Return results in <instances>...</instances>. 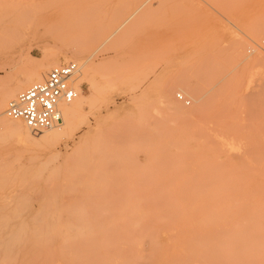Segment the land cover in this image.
Listing matches in <instances>:
<instances>
[{
  "label": "rangeland",
  "instance_id": "374dc122",
  "mask_svg": "<svg viewBox=\"0 0 264 264\" xmlns=\"http://www.w3.org/2000/svg\"><path fill=\"white\" fill-rule=\"evenodd\" d=\"M50 57L85 100L59 144L0 140L11 264H264V0H0V90Z\"/></svg>",
  "mask_w": 264,
  "mask_h": 264
},
{
  "label": "bare ground",
  "instance_id": "6f19581e",
  "mask_svg": "<svg viewBox=\"0 0 264 264\" xmlns=\"http://www.w3.org/2000/svg\"><path fill=\"white\" fill-rule=\"evenodd\" d=\"M125 21H124V24H125ZM26 58H28V60H29L30 53H26ZM65 59L67 60V58H65ZM87 60L84 62H80L79 60L74 61V63H76V65H77L78 69H77V72L75 73V75L71 81V85L76 90L77 97L70 104H60L59 110L61 113V122L59 124L49 128V129H47V130L42 131L39 134H36V135H38L37 138L33 137L31 134L28 133L29 129L26 127V125L22 121L8 119L4 113L8 102L13 100L16 97V95H18L21 91L26 90L29 86L27 84L24 86H20V87L19 86H15V87L11 86V87H6V88L0 90V140L1 139H8V138H15L18 142H32L33 144H35V146L38 145L39 142H42V143L47 144L49 146L61 143L63 138L66 135H68V132L71 133L70 130L73 127L75 120L77 118V114L80 113L82 104L84 103V100H85L83 95L80 94V84L82 83V81L84 79L87 78V75H88V70H89L88 67L89 66L87 64L88 63ZM256 63H255V65H256ZM258 65L261 66L260 63ZM56 66H58L57 61L55 60L54 57H50L48 69H52ZM45 73L46 72H43L42 68H37V67L33 68L32 72L30 74L31 82L32 83L42 82L43 78L45 77ZM168 91L166 92L165 98H164V102L166 104L173 107L178 113H181V114L186 115V116H189L194 112V110L197 107V99L194 96H192L194 98H191L193 100V105L190 108H185V107L181 106L182 104L178 105V101H175V99L173 98V94L168 92ZM182 92L189 97L190 94L188 95L187 94L188 92H185L184 90ZM178 96H181V94H178ZM181 98H182V96H181ZM187 104H189V103H187ZM72 141H74L73 137H72ZM73 145H75V144H73ZM230 146H232V145H230ZM54 155L58 156L59 152H56ZM44 169L45 168H43V170ZM225 185L231 186L233 184L227 182ZM0 186L4 187L3 190L6 188L7 189L10 188L6 184H2V183H0ZM11 186L14 187L13 185H11ZM52 188L53 187H51V186L48 187V189H50V190H47V192L49 191V192L53 193ZM40 190H41L40 192L42 193V195H44L45 194L44 190H42L41 188H40ZM41 201H42V203H45V201L49 202L50 200L42 199ZM39 235H40V233H39ZM7 243L5 241L0 240V264H11V262L9 261V258H7L6 254L9 251H11L13 249V247L11 244H7ZM16 264H21V263L17 261Z\"/></svg>",
  "mask_w": 264,
  "mask_h": 264
},
{
  "label": "built area",
  "instance_id": "2783aa9c",
  "mask_svg": "<svg viewBox=\"0 0 264 264\" xmlns=\"http://www.w3.org/2000/svg\"><path fill=\"white\" fill-rule=\"evenodd\" d=\"M77 69L74 62L52 68L42 82L31 84L8 102L5 116L22 121L34 135L59 124L60 104H70L77 97L71 85ZM177 97L182 100L181 96Z\"/></svg>",
  "mask_w": 264,
  "mask_h": 264
}]
</instances>
